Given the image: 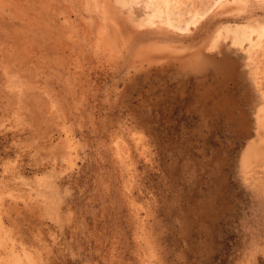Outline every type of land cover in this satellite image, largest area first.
I'll return each mask as SVG.
<instances>
[{"label":"rangeland","instance_id":"1","mask_svg":"<svg viewBox=\"0 0 264 264\" xmlns=\"http://www.w3.org/2000/svg\"><path fill=\"white\" fill-rule=\"evenodd\" d=\"M0 264H264V0H0Z\"/></svg>","mask_w":264,"mask_h":264}]
</instances>
